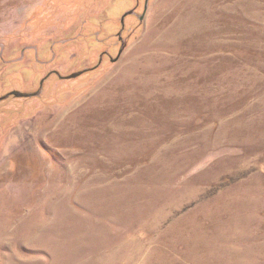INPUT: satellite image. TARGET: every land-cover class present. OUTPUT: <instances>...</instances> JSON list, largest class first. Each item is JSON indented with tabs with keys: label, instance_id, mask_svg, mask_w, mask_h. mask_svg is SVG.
Returning <instances> with one entry per match:
<instances>
[{
	"label": "rangeland",
	"instance_id": "374dc122",
	"mask_svg": "<svg viewBox=\"0 0 264 264\" xmlns=\"http://www.w3.org/2000/svg\"><path fill=\"white\" fill-rule=\"evenodd\" d=\"M6 94L0 264H264V0H0Z\"/></svg>",
	"mask_w": 264,
	"mask_h": 264
},
{
	"label": "water",
	"instance_id": "95a60500",
	"mask_svg": "<svg viewBox=\"0 0 264 264\" xmlns=\"http://www.w3.org/2000/svg\"><path fill=\"white\" fill-rule=\"evenodd\" d=\"M146 3H147V2H146ZM128 13H132V11H128V12H126V13L124 14V16L127 15ZM124 16H123V17H124ZM123 17H122V22H123ZM119 34H120V32H119ZM119 34H118V35H119ZM124 45H125V43L122 42L119 52L123 49ZM85 70H86V69H85ZM85 70H82V71H80V72L74 73V74L71 75V76H76V75H78V74L84 72ZM38 93H40V92H30V93L25 92V93H24V92H20V91H17V90H13V91L9 92L10 95H15L16 97H32V96H36ZM9 94H6V95L0 97V100L5 99Z\"/></svg>",
	"mask_w": 264,
	"mask_h": 264
}]
</instances>
